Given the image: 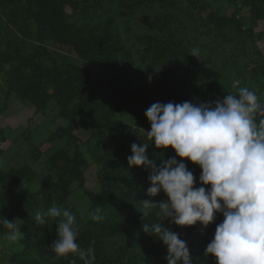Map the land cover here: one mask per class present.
<instances>
[{
	"label": "trees",
	"instance_id": "1",
	"mask_svg": "<svg viewBox=\"0 0 264 264\" xmlns=\"http://www.w3.org/2000/svg\"><path fill=\"white\" fill-rule=\"evenodd\" d=\"M262 23L264 0H0V141L12 96L35 115L53 110L59 122L46 149L31 150L34 159L44 155L47 174L35 190L10 197L6 185L34 182L30 165L0 170V217L20 219L22 233L6 263L83 264L51 250L55 221L35 222L37 212L58 206L76 217L81 248L95 241L92 264H166L162 242L142 227L157 221L156 210L141 214L142 201L166 197L145 195L149 173L128 166L130 145L145 142L140 129L150 130L145 112L156 102L212 103L248 87L264 104ZM158 152L150 145L146 154ZM174 155L164 150L165 159ZM184 162L198 181L199 167ZM90 165L97 192L84 187ZM77 191L83 211L72 202ZM97 207L102 222L90 219ZM222 218L206 229L163 223L187 242L193 264H215L204 250Z\"/></svg>",
	"mask_w": 264,
	"mask_h": 264
},
{
	"label": "clouds",
	"instance_id": "2",
	"mask_svg": "<svg viewBox=\"0 0 264 264\" xmlns=\"http://www.w3.org/2000/svg\"><path fill=\"white\" fill-rule=\"evenodd\" d=\"M190 55L200 59L199 49ZM145 117L150 130H140L146 140L132 143L126 160L130 168L148 171L146 196L162 192L166 197L141 202L142 217L156 210L157 221L142 227L162 242L166 264H193V258L187 242L164 221L179 227L198 223L206 229L217 214L223 218L204 250L205 258L211 255L215 264H264V104L257 93L244 87L238 95L228 93L212 103L156 102ZM150 145L160 150L151 159L146 154ZM168 148L175 155L165 159ZM185 160L199 167L198 181ZM102 211L97 207L90 219L102 222ZM34 219L38 225L56 222L58 238L50 247L57 257L72 253L83 264H92L95 241L87 249L78 245L76 217L68 209L52 206ZM19 220L0 217L7 240L22 238Z\"/></svg>",
	"mask_w": 264,
	"mask_h": 264
},
{
	"label": "rangeland",
	"instance_id": "3",
	"mask_svg": "<svg viewBox=\"0 0 264 264\" xmlns=\"http://www.w3.org/2000/svg\"><path fill=\"white\" fill-rule=\"evenodd\" d=\"M264 29V23L260 24L256 31ZM256 46L264 53V41H257ZM4 140L0 141V170L8 168H17L23 164L32 167L35 173L34 182L23 181L15 186L6 182L10 192V197H15V192L19 188L35 190L37 180L46 176L44 155L34 159L31 155L33 147H38L40 151L46 149L44 143L48 134L59 123L54 117L53 110H47L46 114H33L28 104H24L10 97L7 102V108L2 112ZM86 190L97 192V183L94 176V166L90 165L86 171V181L84 185ZM9 192V193H10ZM81 192L72 194V202L83 211L84 204L81 199ZM17 252L12 241L6 239V235H0V264H7L6 253Z\"/></svg>",
	"mask_w": 264,
	"mask_h": 264
}]
</instances>
